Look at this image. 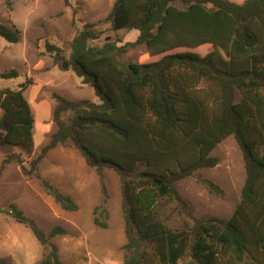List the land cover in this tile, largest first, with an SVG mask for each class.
I'll return each mask as SVG.
<instances>
[{
  "label": "trees",
  "instance_id": "1",
  "mask_svg": "<svg viewBox=\"0 0 264 264\" xmlns=\"http://www.w3.org/2000/svg\"><path fill=\"white\" fill-rule=\"evenodd\" d=\"M4 1L12 9L16 0ZM107 19L115 31H137L136 41L93 46L98 38L94 24L74 37L67 64L100 103L54 95L57 131L30 168L11 150L34 149L35 117L25 95L33 81L0 91V150L6 154L1 169L18 164L66 212H76L78 204L37 173L46 153L74 147L99 173L104 168L117 172L127 238L124 264L184 259H189L186 264H264V154L258 153L259 147L264 150V0H115ZM0 37L18 43L20 32L0 24ZM143 44L149 61H118L128 48ZM230 136L245 160L241 201L229 220L196 219L175 184L199 169L214 168L218 159L210 154ZM203 183L217 194L213 183ZM103 192L94 223L105 229L109 213ZM164 201L177 203L194 224L168 227L158 213ZM0 212L32 231L45 251L39 264H65L51 241L67 234L64 227L46 234L15 203ZM0 264L7 259L0 258Z\"/></svg>",
  "mask_w": 264,
  "mask_h": 264
},
{
  "label": "rangeland",
  "instance_id": "2",
  "mask_svg": "<svg viewBox=\"0 0 264 264\" xmlns=\"http://www.w3.org/2000/svg\"><path fill=\"white\" fill-rule=\"evenodd\" d=\"M114 1L69 0L67 5L65 0H16L9 9L5 1L0 0V24L20 32L18 43H9L0 37V91L17 90L27 79L33 81L25 95L35 117L34 149L28 152L17 146L11 150L21 155L27 168L42 155L51 135L57 131L53 121L54 95L70 101L100 103L92 87L83 84L70 67L64 68L74 37L85 25L94 24L98 38L91 42L93 46L102 47L107 42L123 46L136 41L137 31L112 29L107 18ZM229 1L243 4L246 0ZM47 45L61 52H51ZM149 60V51L144 44L128 48L118 58L122 64H142ZM12 70L18 73V77H1ZM240 97L238 95V100ZM2 115L0 108V117ZM258 153L264 154L262 147ZM210 156L218 159L214 168L195 171L191 177L177 182L175 190L187 203L194 218L229 220L241 201L246 180L244 156L233 136L220 143ZM5 157L0 150V209H7L15 203L46 234L55 226L64 227L67 234L51 241L58 247L65 264H124L127 238L121 180L117 172L104 168L99 173L87 165L74 147L58 146L46 153L37 173L78 204L76 212H66L44 192L40 181L25 176L18 164L11 163L1 169ZM145 168V163L140 164V170ZM203 181L213 183L217 194L212 193ZM103 188L107 193L105 207L109 213L105 229L94 223L95 209L105 200ZM158 213L160 220L175 230L182 228L186 221L191 226L194 224L175 202L164 201ZM101 220L106 219L102 217ZM44 253V247L28 227L0 212V258L7 259V264H39ZM188 261L184 259L179 264ZM246 262L251 261L247 259Z\"/></svg>",
  "mask_w": 264,
  "mask_h": 264
},
{
  "label": "water",
  "instance_id": "3",
  "mask_svg": "<svg viewBox=\"0 0 264 264\" xmlns=\"http://www.w3.org/2000/svg\"><path fill=\"white\" fill-rule=\"evenodd\" d=\"M64 68H65V69H68L69 66H68L67 64H64Z\"/></svg>",
  "mask_w": 264,
  "mask_h": 264
}]
</instances>
